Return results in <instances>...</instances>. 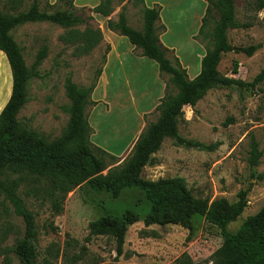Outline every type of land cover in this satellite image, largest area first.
Returning a JSON list of instances; mask_svg holds the SVG:
<instances>
[{
    "label": "rangeland",
    "instance_id": "374dc122",
    "mask_svg": "<svg viewBox=\"0 0 264 264\" xmlns=\"http://www.w3.org/2000/svg\"><path fill=\"white\" fill-rule=\"evenodd\" d=\"M163 1L167 7L163 23L168 30L162 34V42L175 49L193 79L200 73L202 58L212 45L213 25L207 29L206 35H199L196 20L198 22L197 14L202 13L201 3ZM203 1L202 17L207 7V2ZM255 2L236 0L237 21L250 27L232 29L227 33L232 50L223 55L218 68L222 75L248 84L264 69V10L256 11ZM174 5L177 8L173 9ZM117 6L115 16L118 17L122 8L127 6L129 25L143 30L140 6L127 5L126 2ZM78 10L92 28H99L94 17L88 21L91 16L88 9ZM85 30L86 24L66 29L49 22L26 23L12 30L11 34L33 74L28 84V101L18 118L23 127L53 141L64 133L70 118L71 102L65 79L71 78L85 89L95 83L99 88L95 97L101 100L92 101L86 107L89 123L98 132L94 141L98 146L105 145L103 149L119 150L126 143L130 129L138 128V136L149 123L157 121L159 113L155 109L165 95L168 77L164 80L159 73L154 77L151 66L135 61L132 62L133 67L136 65L135 75L124 69L125 80L116 84L108 71L102 85L107 46L116 35L106 38L102 33V40L88 53L83 50ZM249 46H257L252 56L242 51ZM42 52L45 57L37 65ZM11 92V69L0 51V114ZM178 131L183 138L213 146V149L189 148L178 145L175 139L166 138L162 148L153 155L154 161L145 166L143 179L181 178L196 197L208 199L210 203L219 198L237 203L239 193L248 190L247 207L227 228L236 233L249 216L257 214L264 206V81L255 86L210 89L195 107L183 109ZM115 133L119 134L120 140L115 139ZM252 137L262 152L255 167L250 163ZM131 150L132 146L120 156L122 161L129 157ZM19 194L36 218L39 264H213L215 253L223 245L221 231L201 215L194 216L192 232L178 225L146 226L144 218L151 203L138 188L124 189L116 198L108 192H96L85 183L67 195L61 213L53 211L47 193L36 180L24 182ZM126 210L134 211L139 221L128 226L121 256L117 254L114 238L98 235L88 239L92 221L106 213L121 216ZM22 225V219L16 217L12 205L0 193V264H4L8 255L13 264H20L11 249L24 229ZM68 242H71L70 246Z\"/></svg>",
    "mask_w": 264,
    "mask_h": 264
},
{
    "label": "trees",
    "instance_id": "16d2710c",
    "mask_svg": "<svg viewBox=\"0 0 264 264\" xmlns=\"http://www.w3.org/2000/svg\"><path fill=\"white\" fill-rule=\"evenodd\" d=\"M205 1L207 8L199 35H206L207 29L213 25L212 45L202 58L200 73L193 79H190L175 49L167 48L161 42L160 36L166 32V28L161 23L160 5L148 7L145 0H100L98 6L89 9L91 13L110 17L118 4L127 2V5L140 6L143 11V30L129 25L127 6L122 8L117 21L108 20V28L126 37L138 55L155 61L164 80L168 77L165 95L155 109L159 118L147 125L129 157L122 161L121 157L95 145L91 140L93 129L86 107L94 102L91 95L96 88L95 83L85 89L76 85L71 78L65 79L66 93L71 102L70 118L64 133L53 141L23 127L18 118L28 101V84L33 74L11 34L12 30L26 23L49 22L66 29L86 24L82 42L83 50L88 53L102 40V30L94 29L87 23V18L75 6V0H56L55 4L50 0H0V51L6 56L12 73L11 96L0 114V193L5 195L16 217H20L23 222L24 229H21L11 249L20 264H39L36 218L19 194L28 179L41 184L55 213L63 212L67 195L85 183L96 192H108L116 198L124 189L138 188L151 203V209L144 218L146 226L178 225L192 232L195 227L194 216L201 215L215 225L223 236V245L215 253L213 264H264V206L257 214L249 216L236 233L227 229L247 207L248 190L239 193L237 203L232 204L226 198L210 203L208 199L196 197L181 178H162L158 181L143 179L145 166L154 161L153 155L162 148L166 138L175 139L178 145L189 148L213 149V146L187 140L180 135V117L186 106L195 107L214 87L255 86L264 81V69L251 84L221 74L218 68L222 57L232 50L227 33L250 25L237 21L236 0ZM255 1L256 11H263L264 0ZM92 19L90 16L88 21ZM107 50H110V46H107ZM256 50L257 46L242 49L249 56ZM44 57L45 53H40L37 65ZM261 156L258 143L252 137L251 165L257 166ZM113 165L115 167H111ZM138 221L139 216L132 210H126L121 216L106 213L89 224L88 239L98 235L114 238L117 254L121 256L128 226ZM68 243L70 246L71 242ZM4 264H13L10 255Z\"/></svg>",
    "mask_w": 264,
    "mask_h": 264
},
{
    "label": "crops",
    "instance_id": "0c3cea01",
    "mask_svg": "<svg viewBox=\"0 0 264 264\" xmlns=\"http://www.w3.org/2000/svg\"><path fill=\"white\" fill-rule=\"evenodd\" d=\"M193 1L196 2V3H201L202 6H203L202 13L200 15L197 14L198 22L196 20L197 28L200 29L199 25H200V22L202 24V18L204 17V16L202 17V15L204 13L205 4H204V1L203 0H193ZM50 2L52 3L51 0H50ZM99 3H100V0H75V6L77 8H86L88 10L95 8L96 6L99 5ZM126 4H127V2H126ZM145 4L148 7H154L155 5H160L162 7V11H161V23L165 26L166 23L164 24L163 23V20H164V13H166L167 7H166L164 1L163 0H145ZM175 8H177V7L174 5V8L173 9H175ZM205 11H206V9H205ZM90 15L92 17H94V19L97 22H99L98 27L102 30L101 32L104 33V35H105L106 38H110L111 35H113V34L116 35L115 38L114 39H111L110 42H109V44H108L110 46V50L106 53V59H105V63H104V69H103L102 76H101V83H102V85H103V83L106 80L105 79V76L107 75L108 71L111 72L112 79H114V82L116 84L121 83V80H125V78H124V76H125L124 75V73H125L124 72V69H127L128 72L132 73V75H135L136 70H134V69H135V66L136 65L133 67L134 64L132 63V62H135V61H137L138 63L143 64V65L146 64L147 66L148 65L151 66L154 69V77L156 76L157 73H159V75H160L158 64L155 61H153V60H151V59H149L147 57L138 55L136 53V51H135V47L130 42H127L128 40H127L126 37L121 36V35H118V34H116L114 32H111V30H109V28H108V20L109 19H113V20H116L117 21L119 19V16L118 17L115 16V12L110 17H103L101 15L94 14V13H91ZM165 28H166V31H167L168 30L167 26H165ZM192 32H191V34H192ZM161 37H162V35L160 36V38ZM116 41L121 42L122 45L117 46ZM161 42H162V38H161ZM162 44H163V42H162ZM171 49H174V48H171ZM131 67H133V68H131ZM128 69H130V70H128ZM127 76H129L130 78H132L129 75V73H127ZM111 83H112V80H111ZM154 88H155V85H154ZM98 89L99 88L97 87L96 90H95V92L92 95V101H94V102L101 100L100 98H96L95 97ZM152 94H154L153 91L151 93V96H152ZM92 129H93V131H95L94 135H92V141L95 143L94 138H95V136H97V133L98 132H97V130L95 129V127L93 125H92ZM137 129L138 128L130 129V133L127 134V141H126V143L119 150L118 149H112L110 147H106L105 149L108 152H110V153H112V154L120 157L127 150V148H129L131 146L133 148L136 140L141 135L140 134V135L136 136L137 133H138V130ZM123 130H125V129H123ZM114 131H115V129H114ZM116 132H119V131H116ZM114 137H115V139H119L120 140V136H119L118 133H115V136ZM102 146H105V145H101L100 147H102ZM102 148H104V147H102Z\"/></svg>",
    "mask_w": 264,
    "mask_h": 264
}]
</instances>
